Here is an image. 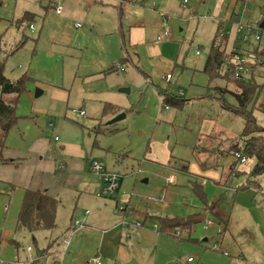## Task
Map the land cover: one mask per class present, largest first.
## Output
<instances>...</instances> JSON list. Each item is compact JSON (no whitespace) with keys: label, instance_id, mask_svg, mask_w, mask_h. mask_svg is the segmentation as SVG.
Masks as SVG:
<instances>
[{"label":"rangeland","instance_id":"374dc122","mask_svg":"<svg viewBox=\"0 0 264 264\" xmlns=\"http://www.w3.org/2000/svg\"><path fill=\"white\" fill-rule=\"evenodd\" d=\"M189 1L190 7L196 2ZM54 3L63 6L61 16L51 11ZM216 4V0H206L196 17L201 18L200 22L197 19L189 23L184 21L181 25L183 32L178 24L171 27L178 49H168L167 56L170 57L173 51L175 57L180 51L178 67L174 63L155 66L148 53L141 51L143 64L139 67L153 79V87L130 64L128 69L109 79L97 78L100 71H106L127 56L120 36L113 41L103 29L91 26V20H87L89 0H0V59L5 62L4 74L14 83L25 75L30 78L17 103L18 124L11 130L4 151V157L15 163L0 165V264H31L27 253L29 247L35 257L54 240L59 238L60 242L62 237L72 236L71 230L67 233L72 221L81 220L82 214L89 210L86 206L89 195L84 196L83 193L85 184L92 187L100 183L89 169L91 160L104 163L106 168L120 171L125 176L124 192L117 193L115 200L106 198L115 205V209L116 199L127 206L130 197L126 194L132 192L136 195L132 202L161 197L164 202L159 204H167L160 213L151 211L150 207L147 209L146 204L140 207L139 212L148 215L146 228L153 232L147 239H138L136 236L140 231L133 225L127 230L131 237L121 238L126 248H132L133 242L137 241L138 253L134 251L136 258L131 264H264V176L256 179L253 185L248 182L255 160L238 164L236 172H243V175L232 177L226 189L208 180V186L204 187L208 205L193 190V183L203 181L193 175V170L197 163L200 166L194 152L204 120L213 121L231 137L241 135L245 123L242 117L212 104L209 97H218L209 89L213 85L239 92L235 83L238 80L220 78L212 84L203 73L219 26L228 32L227 38H218L224 42L229 39L228 53L233 47L247 49L258 45L253 34L244 43L243 34L235 33L236 24L230 21L235 5L225 1L222 5ZM238 7L239 12L245 15L244 22H264V0H249L247 4L239 3ZM249 11L251 15L246 13ZM27 13L34 16L32 22L23 21ZM205 16L213 19H204ZM91 18L100 25L101 14L92 13ZM31 24L36 27L34 32L29 28ZM24 37L26 44L15 51ZM198 50L202 52L201 56L196 55ZM128 51L132 55L130 48ZM198 68L202 72L196 70ZM171 71L174 80L168 83L163 74ZM257 72L258 82L264 84V64L257 68ZM167 87L175 93L181 89L184 91L183 99L193 101V104L183 109L172 107L165 110L160 97L164 93L162 89ZM122 89H129L130 93H121ZM37 90L42 92L40 96H37ZM108 91L113 92L112 98L118 101L113 106L123 110L126 118L112 126H106L108 121H101L98 125L99 119H107L104 117L107 105L103 106L95 99ZM1 98L0 88V101ZM227 99L230 104H235L232 96L227 95ZM262 104L264 92L256 107ZM74 111H84L86 117L81 118ZM254 115L259 125L264 127V113L256 109ZM98 126L99 132L95 130ZM110 127L117 131H106ZM168 143L173 158L190 166L189 173L161 165ZM63 147L67 149L65 154ZM81 150L86 159H82ZM118 155L123 156L119 158ZM155 157L160 158V163L154 162ZM61 160L67 161L69 170L60 169ZM84 164L86 168L81 172ZM228 173L227 168H220L219 174L225 177ZM172 174L177 182L167 185V178ZM27 190H48L60 200L54 230L32 234L19 225L18 217ZM131 204L128 210L137 212L136 206ZM213 204L218 205L223 219L229 222L225 232V224L209 209ZM196 213L202 215L199 223L189 227L193 229L190 235L176 236L173 231L177 228L166 232L159 230L158 239L163 240L162 246L154 244V223L157 222L152 217L165 214L186 217ZM118 218L121 219V215L117 214L114 220ZM206 220L213 222L207 229ZM157 246L161 248L157 249ZM72 251L73 248L71 254ZM63 256L52 259L65 264ZM189 258L192 262L188 263Z\"/></svg>","mask_w":264,"mask_h":264},{"label":"crops","instance_id":"0c3cea01","mask_svg":"<svg viewBox=\"0 0 264 264\" xmlns=\"http://www.w3.org/2000/svg\"><path fill=\"white\" fill-rule=\"evenodd\" d=\"M183 1L184 0H125V2L121 6H118L112 0H89L90 6L87 10V15L89 18H87V20H89V21L91 20V26L93 28L100 27L101 29H103L105 32V35L110 36L113 41H115L117 36H120L122 39L123 50L126 52V56H127V58H124L122 60L123 62L121 61L118 63L116 61V63L111 68L107 69L106 71H105V69L100 71V73H98L97 78L100 80L109 79V78H111L112 75H117L120 71H124L125 69H128L127 66L130 64L135 68V70H137L138 72H141L146 77L145 80L151 86L154 87L153 79L149 75H147L143 70H141V68L139 67V66H141V64H143V59L141 58V56H142L141 51H146L148 53L150 61H153L155 66L159 65V64L166 66V65H170L171 63H174V66L178 67L179 66L178 60L180 58V54H179L180 51L178 52V55H176L175 57H173V54H174L173 51L170 53V57L167 56V52L169 51L168 49H170V50L171 49L172 50L178 49V46L176 45L175 41H173L174 40V34H173V30L171 27L174 26L175 24H178L180 31L183 32V28L181 25L184 23V21H187V23H189L193 20H196L197 18L191 17V14L193 13L194 15L198 16L199 15L198 11L200 10L202 4H206V0H196V2L190 7V5H189L190 1L188 0L189 2L187 5V8H183L182 7ZM224 1L229 2V4L236 6V2H234L232 0H216L218 5L224 4ZM153 3H156V5H157L156 11H153L151 9ZM217 4H216V6H217ZM223 8H225V7H223ZM226 9L229 10V7L227 6ZM159 12L167 15L168 20H167L166 24L171 30V35L169 37H164L161 41H158L157 39H158V36L161 35V32L164 29V22L160 16ZM92 13L101 14V20L99 23L100 25H98V23H96L95 20H93L91 18ZM246 13L249 15L252 14V12H250V11L246 12ZM208 17H210V16H208ZM210 18L213 19V17H210ZM230 19H231V17H230ZM200 20H201V18H198L196 21L199 23ZM250 23H254V24L257 23L258 24V22H252V21ZM262 24H264V22H262ZM220 27H222V26L220 25L219 28ZM235 33L240 35L237 32L236 27H235ZM214 41H215V39H214ZM221 42H223V41H221ZM228 42H229V39L226 42L227 43L226 48L228 46ZM129 48H130V50L133 51L132 55H130V53L128 51ZM196 55H197V51H196ZM201 55H202V52L200 55H197V56H201ZM119 66H121V68H119ZM183 69H185V68H183ZM196 70H199V72H200L202 69L198 68ZM167 74L172 75V82H173V80H174L173 71L168 72L165 75L163 74V78L166 77ZM216 81H218V80H216ZM212 84H215V82H213ZM215 86L216 85L210 86L209 89L213 90V88H215ZM162 91L167 92V91H169V88L167 87L165 90L162 89ZM172 91H173L174 95L177 97H180V96L183 97L184 96V91H182L181 89L177 93H175L174 90H172ZM158 92L160 93V91H158ZM121 93H123V92H121ZM128 93H130V90ZM41 94H42V92H41ZM125 94H127V93H125ZM112 95H113V92H111V91L103 92V93H100L95 100L97 103H99L103 106L104 105H112L113 106V104L117 105L118 101L116 100V98L115 99L112 98ZM161 98H162V96H161ZM190 104H193V101L188 102L187 105H190ZM212 104H213V102H212ZM114 107L116 109V111L114 113L107 115L106 116L107 119H99L96 124L99 123L98 125H100L101 121L102 122H105V121L109 122V120H112L113 118H115L119 114L124 113V111L121 110L120 108H118L116 106H114ZM164 109L165 110H168V109L171 110L172 107L171 108L167 107ZM76 115H78L81 118L86 117V113H85V116H81L79 114H76ZM106 126H108V125L106 124ZM99 127L100 126H98L97 129L95 128V130L98 131ZM216 129L217 130L220 129V131H224V132L230 134L229 132L225 131L224 129L218 127L217 124L214 123L213 121H211V120L209 121L208 119H205L202 130H201L200 135H199V140H198L199 143L201 144V142H204V140L207 139L206 137L211 135V133ZM229 137H231V136H229ZM232 137H235V136H232ZM63 149H64L63 153L64 154L67 153V149L65 147H63ZM164 151H166L167 155L166 154L163 155L165 157L162 158L163 159V161L161 163L162 166L167 167V168L172 169V170L183 171V172L189 173L190 166L188 167L187 171L183 170V168H182L183 166L187 165V163L185 161L173 158L172 151L170 152V143L166 144ZM81 153H82V159H86V154H84V151L81 150ZM194 154H195V152H194ZM155 158L156 159L154 162L160 163V161H159L160 158H157V157H155ZM233 159H234V157H229V158H226V159L221 161V167H223V169L227 168L229 171L228 175H225V177H224V175L219 174L220 168L216 169V170L212 169V170L204 171V170H202V168H200V166L197 163L196 168L193 170L194 174L193 173L192 174L196 177H199L203 181L200 183L195 182V184L202 187L203 191H204V187L208 186L207 185L208 180L212 181V183H215L218 186H223L224 189L228 188V186L230 184V179L232 177H234L233 175L231 176V170H230L231 165L235 161V159L234 160ZM172 160H175L177 162L175 166L172 165V163H171ZM62 163L66 164L65 170L66 171L69 170V166H68L67 161L61 160L59 165ZM89 167H90V161H89ZM174 167L176 169H174ZM85 168H86V166L84 164L82 166L81 172H83L85 170ZM108 170L121 173L120 171H117L115 169H108ZM170 176L173 177L174 183L173 184L167 183V185H175L177 182L176 176L174 174H172ZM144 182L148 183V180H144ZM124 183H125V180L122 181V187H121L119 194H122L124 192ZM85 185H86L85 192H83V193H84V196L89 195V196H87V200H86V204H87L86 206L89 208V210H86V212L88 211L89 214H86V212L83 213L81 220H80L85 225V227L83 229H81L80 231H78L77 233H75L74 235L69 236L70 237V245H69V249L66 253H64L62 251L61 241L59 242V240H58L59 238L56 240L53 239L54 241L52 243H50V245H52V247L49 245L51 248H49V246H48L46 248V250L43 249L42 251H40V253L43 251H47V250H48L47 252L50 253L49 255H50L51 261H48L47 264H50L53 261L54 257H58V259H59V257L61 255L63 256L62 253H64V255H65L62 257V261L65 264H84L91 257H93L97 254H99L102 257L103 264H107V262H108V264H131V263H133V261L136 258L135 252L138 253V249L136 251L137 241L133 242V244L131 245L132 248H126L125 245H122V243H121L122 235L123 236L131 235V234L127 235V230L129 228L122 229V227L120 226L122 216H121V219L118 218L117 220H114V218L117 217V214L114 212L115 205H113L111 202H108V199H106V198H103V197L100 198L99 193H100V190L102 188L101 182L99 183L98 186L90 187L89 184H85ZM46 191L49 193V195L57 198L56 195H52L50 193V191H48V190H46ZM126 195H129V194L127 193ZM90 197H91V199H90ZM159 198H161V197H159ZM129 199H130L129 200L130 204L132 203L131 205H135L136 209H137V212L135 211L132 213L133 217L130 218V221L142 220L144 222V226L142 228H135V229H138L140 231L139 233H137L136 237L138 239L140 237L147 239L149 234H151L153 232H150L146 228V221H147L146 219H147L148 215H145V212H139V210L141 211L140 207L142 206V204H146V206L148 207L147 209L150 210V208H152L151 211L158 213L161 210L162 211L165 210L167 208V204H164V205L152 204V203L145 202V201H144L145 202L144 203V202H140L138 200H135L134 202H132L133 199H131V198H129ZM114 200H115V198H114ZM116 200H117L116 203H118L119 200L118 199H116ZM206 200H207V198H206ZM207 205H208V200H207ZM144 209H146V208H144ZM209 209L212 211L213 214L215 212L220 214V212H219L220 210H219V207L217 204H213L212 207ZM196 214H199V218L202 215L201 213H196ZM191 215H193V214H191ZM220 216L222 217L221 214H220ZM141 217L144 219H141ZM165 217L182 218V217L171 216V214H168V215L165 214L162 216L158 215V216L152 217L155 219L154 221L158 223V224L154 223V244H159L158 246H162L161 244L163 243V240L158 239V238H160V237H158V234H160L159 230L161 231V224L159 222V219L165 218ZM199 218H198V221H199ZM108 219H110L109 224H108ZM73 224H74V222L72 221L70 227L67 229V233L72 229ZM155 226H157V227H155ZM73 237H75V238H73ZM138 246H140L139 243H138ZM158 246L156 248L160 249L161 247L158 248ZM71 248L74 249V251H72V254H71ZM73 252L74 253L76 252V255H74ZM68 254H70V256L67 257ZM83 254H85V256H84L85 259L82 258Z\"/></svg>","mask_w":264,"mask_h":264},{"label":"trees","instance_id":"16d2710c","mask_svg":"<svg viewBox=\"0 0 264 264\" xmlns=\"http://www.w3.org/2000/svg\"><path fill=\"white\" fill-rule=\"evenodd\" d=\"M33 19L34 16L27 13L23 21L27 20L32 22ZM258 24L260 25L262 23ZM222 43L226 45V41L221 42L218 40V36H216L203 68V73L208 76L210 83L220 78L234 81L233 76L224 67L227 48ZM25 44L26 38L24 37L21 45L15 51H19ZM248 49L256 53L257 60L255 62L254 72L248 80L235 81L239 92H230L221 88H213V91L217 93L218 97L215 95L209 96L211 97V101L214 104H218L224 111L234 113L244 119L243 131L241 135L237 137H229L226 135V132L216 129L211 135L206 137L208 140L205 143L201 142V144L199 143L197 145L195 148V155L198 156L196 159L199 161L204 171L221 168L222 160L229 157H234L235 159L236 154L245 156L248 161L255 160V165L248 176L249 184L253 185L255 184V179L264 176V127L259 125L254 115L256 109L264 113V104L256 107L257 103H259L261 94L264 92V84L259 83L255 75L257 68L264 64V46L260 43ZM4 72L5 62L0 59V88L2 93L0 101V165H9L15 163V161L4 157L6 141L11 130L18 124L17 103L26 89V81L30 78L25 75L14 83L5 76ZM257 73L259 75V71ZM227 95L235 99V104H230ZM162 97L163 105L167 107L183 109L188 104V100L183 99L181 96L177 97L170 91L164 92ZM115 111L116 109L114 106H105L104 117ZM106 131L115 133L117 130L110 127L106 128ZM198 153L202 155V157H199ZM118 156L120 158V156L123 155ZM171 163L175 166L177 162L172 160ZM238 164H240V161L235 159L230 168L231 176L238 177L243 175V172H239L238 170L236 172ZM188 167L189 166L185 165L182 168L187 171ZM174 169L176 168L174 167ZM193 190L195 195L207 204L206 194L202 187L194 183ZM59 205L60 200L49 195L45 190H27L19 213L18 223L22 228L28 230L32 234L40 231H52L57 227ZM214 215L225 224V232L228 229V220H224L220 214L216 212ZM198 218L199 214H193L182 218H160L161 231L166 232L167 230L179 227H193L199 223ZM35 257H38V259L42 258L43 254L39 252ZM39 262L40 260H36L31 264H38Z\"/></svg>","mask_w":264,"mask_h":264},{"label":"built area","instance_id":"2783aa9c","mask_svg":"<svg viewBox=\"0 0 264 264\" xmlns=\"http://www.w3.org/2000/svg\"><path fill=\"white\" fill-rule=\"evenodd\" d=\"M112 1L118 6H121L125 2V0H112ZM232 1L236 2V10L233 12L230 21L236 24L237 32L239 34H243V37H242L243 42L246 43L248 41L249 35L253 34L255 36L256 42H258V44L262 43L264 41V24L259 25V24H254L250 22H244L243 15L239 12V7H238L239 3L247 4L249 0H232ZM188 2H189L188 0H184L182 3V7L187 8ZM52 7L53 8L51 11L54 14L60 16L63 13L64 8L61 4L54 3ZM151 9L153 11L157 10L156 3L152 4ZM159 14L164 22V29L161 32V35H159L157 39L158 41H161L164 37H169L171 35V30L166 24L168 20L167 15L161 12H159ZM191 17L196 18L197 16L192 13ZM203 18L206 19L208 18V16H205ZM30 30L32 32L36 30V27L34 24L30 25ZM227 36H228V32H226L223 27H220L218 30V38L223 39ZM200 54H201V51L198 50L197 55H200ZM256 60H257V55L255 52H253V50H250L248 48L244 49V48L233 47L229 53L227 52V55L224 60V67L233 76L234 79L238 81H245V80H248V78L254 72V66H255ZM119 68H121V66H119ZM165 80L168 83H171L172 75L167 74ZM160 101H161V106L163 107L164 106L163 97L162 98L160 97ZM164 107L167 108V106H164ZM74 113L79 114L81 116H85L84 111H74ZM56 140H58V138H56ZM235 159L239 160L240 163L242 164H246L248 162L247 158L245 156H242L241 154H236ZM60 169L64 171L66 169V164L64 163L60 164ZM90 170L93 174H95L98 177L99 181L102 184V188L99 193L100 197L114 198L117 195V193L120 192L121 187H122V181L125 177L123 174L119 172H115V171H109L106 168V165L104 163H101L96 160L91 161ZM167 183L169 184L174 183V179L172 176L167 178ZM129 197L133 199L134 197H136V195L135 193L132 192L131 194H129ZM144 201L152 203V204H159L160 202H164L163 198H159V197H148V198H145ZM129 205H130V202L127 204V206H124L120 203L116 204L115 213L122 216L120 226L122 227V229L130 228L131 225H133L134 228H142L144 226V222L142 220L130 221V218H132L133 215H132V212L128 210ZM86 214H89V212L87 211ZM212 225H213V222L211 220H206L205 222L206 229L211 227ZM84 227L85 225L80 220H77L73 224V227L71 229L72 235H74L75 233L83 229ZM173 232H175L176 236L183 237V236L190 235L193 232V229L192 228L190 229L189 227H180V228L175 229V231ZM129 236L130 235H128V237ZM124 237L125 236L122 235V238ZM69 245H70V237L67 236V237L62 238L61 246H62V251L64 253L68 251ZM32 252H33V249L29 247L27 249V253H29V258H30L29 263H33L36 260L37 261L40 260L42 264H47L48 260L51 261L49 254L45 252L40 253V254H43V257L39 259L38 257L32 256ZM1 254H2V251L0 248V256ZM225 254L228 255V253H225ZM101 262H102V257L99 254H97L91 257L84 264H101ZM189 262H192L191 258L188 259V263ZM50 264H60V263L57 260H54Z\"/></svg>","mask_w":264,"mask_h":264},{"label":"water","instance_id":"95a60500","mask_svg":"<svg viewBox=\"0 0 264 264\" xmlns=\"http://www.w3.org/2000/svg\"><path fill=\"white\" fill-rule=\"evenodd\" d=\"M121 92L128 93L129 92V89H122ZM36 94H37V96H39L41 94V91L40 90H37ZM125 118H126V114L125 113L119 114L118 116H116L115 118H113L112 120H110L107 123V125L112 126V125H114V124L122 121Z\"/></svg>","mask_w":264,"mask_h":264}]
</instances>
